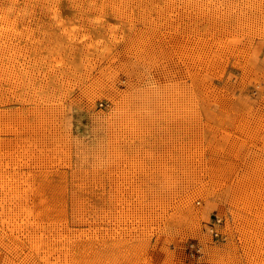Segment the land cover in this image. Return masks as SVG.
<instances>
[{
	"label": "rangeland",
	"instance_id": "rangeland-1",
	"mask_svg": "<svg viewBox=\"0 0 264 264\" xmlns=\"http://www.w3.org/2000/svg\"><path fill=\"white\" fill-rule=\"evenodd\" d=\"M0 264H264V0H0Z\"/></svg>",
	"mask_w": 264,
	"mask_h": 264
}]
</instances>
